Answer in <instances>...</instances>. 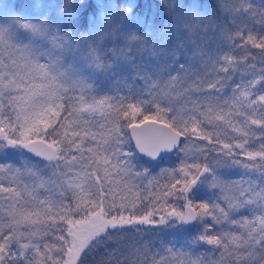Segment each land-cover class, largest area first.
Segmentation results:
<instances>
[{
	"label": "snow or ice",
	"instance_id": "snow-or-ice-1",
	"mask_svg": "<svg viewBox=\"0 0 264 264\" xmlns=\"http://www.w3.org/2000/svg\"><path fill=\"white\" fill-rule=\"evenodd\" d=\"M0 264H264V0H0Z\"/></svg>",
	"mask_w": 264,
	"mask_h": 264
},
{
	"label": "rangeland",
	"instance_id": "rangeland-1",
	"mask_svg": "<svg viewBox=\"0 0 264 264\" xmlns=\"http://www.w3.org/2000/svg\"><path fill=\"white\" fill-rule=\"evenodd\" d=\"M4 2H7V0H4ZM257 2H258V0H257ZM257 26H259V25H257ZM128 239L131 240L132 237H128ZM204 247H208V246L205 245Z\"/></svg>",
	"mask_w": 264,
	"mask_h": 264
}]
</instances>
